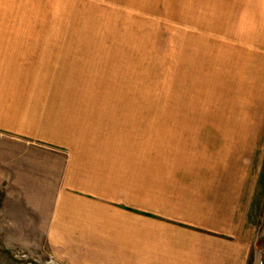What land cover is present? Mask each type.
<instances>
[{
  "label": "rangeland",
  "instance_id": "rangeland-1",
  "mask_svg": "<svg viewBox=\"0 0 264 264\" xmlns=\"http://www.w3.org/2000/svg\"><path fill=\"white\" fill-rule=\"evenodd\" d=\"M0 26L38 46L31 84L0 73V264H142L164 226L165 261L264 264V0H0Z\"/></svg>",
  "mask_w": 264,
  "mask_h": 264
},
{
  "label": "crops",
  "instance_id": "crops-1",
  "mask_svg": "<svg viewBox=\"0 0 264 264\" xmlns=\"http://www.w3.org/2000/svg\"><path fill=\"white\" fill-rule=\"evenodd\" d=\"M4 28H1L0 26V38L2 37L3 39L6 38L7 41V49L8 50H13V61L15 60V62L13 64H8L9 62H6V59H4V57H0V73L5 72V74H13V72L15 73L14 75L16 76H12L9 78H5V81L7 80H11L14 82H20V81H24V82H29V84H31V79L33 77V68L36 66L37 62L34 61L35 60V56L38 52V46L37 43H34V38H33V34H24L21 32H9L8 28L7 30H5ZM34 39V40H33ZM1 42V40H0ZM36 42V41H35ZM35 48V49H34ZM34 49V50H33ZM15 54H20V58L17 61L14 58ZM4 55V54H3ZM79 51H73L69 48H66V50L62 53L60 60L58 62V72L57 73H69L71 71V67L72 66V59L75 57H78ZM87 57V56H85ZM84 57V58H85ZM10 60V59H9ZM76 63V62H75ZM87 64V63H85ZM35 70H37V66L35 68ZM57 76V74H56ZM61 79V78H60ZM0 80H1V76H0ZM57 82L58 78L55 79ZM56 87V86H55ZM55 93H53L52 97L53 98H58L59 97V92H58V88H55L53 90ZM59 94V95H58ZM64 96V95H63ZM68 98V97H66ZM89 121L94 122L95 120H85L84 124L87 122L88 123V128H86L87 130L90 131H98V132H102L101 131V127H92V125H94L93 123H89ZM71 123V122H69ZM72 124V123H71ZM69 127V126H68ZM64 128L62 127V129H59L57 127L58 130H61L60 133L65 132V134L67 133L68 138L72 137V135H74L73 133H80V131H84L82 126L80 125H72V127L69 128ZM90 128V129H89ZM79 131V132H78ZM65 143V142H63ZM69 146H74V144L69 143H65ZM76 147V145H75ZM105 175V174H104ZM86 182L85 184V188L91 192L95 197H99V198H103L106 196L107 191L111 192V185H109L107 179H105V177L103 176V178H101L99 176V178H96L95 175H91L88 176L86 175ZM106 180V181H105ZM110 196V195H108ZM64 198L62 199L63 204L61 209H64V212H68L67 214H74L73 211H80L82 206H86L87 204L85 203H89L83 200H79L80 198H72L71 196H63ZM89 200L91 201L90 203H94V204H99L101 206H106L110 211H112L109 208V203L110 201H108L107 199L105 200H99L97 201V198L95 197H91L88 196ZM66 198H70L72 199V201H69V199ZM92 199H94L95 201H93ZM68 200V201H67ZM82 201V202H81ZM71 202V203H70ZM85 202V203H83ZM125 211L129 212V213H134L136 214V211L131 210L129 207H122ZM113 213H116L114 211H112ZM145 214H151L148 212H144ZM143 214V216L151 217V218H158L157 216H152V215H145ZM106 219V218H105ZM104 219V224L105 225H115L114 221H107ZM101 220V219H99ZM96 223V222H93ZM110 223V224H109ZM168 231V232H167ZM169 229H167V227L164 226V228L162 227H154L151 230H148L145 228L144 230V248L146 249V256L149 257L147 260L145 259L144 262L142 264H225V258L224 255L219 256L218 255L216 257H209L207 256V254L205 253V250H203V246H196L195 244L197 243H190L187 244L186 246L188 247L187 251H183V253L185 254L184 256L181 257H174L172 259V257H170L171 260L165 261V257L162 256V253L164 254L163 250H165V245L166 243L169 242L170 239L169 238ZM128 232V231H127ZM167 232V233H166ZM170 234L174 235V237H176V235L178 236V234L176 232L170 231ZM194 238L197 237V239H199V236H193ZM176 242V241H175ZM195 248H199V252L198 255H196L195 251H198V249ZM203 248V249H202ZM148 249V250H147ZM160 253L161 256H158V254ZM149 255V256H148ZM231 259V258H230ZM152 260H156L157 262H151ZM232 263L231 260H229L226 264H230ZM131 264V263H130ZM133 264H137V263H133ZM236 264V261H235Z\"/></svg>",
  "mask_w": 264,
  "mask_h": 264
}]
</instances>
